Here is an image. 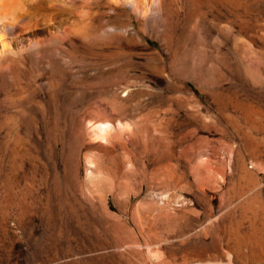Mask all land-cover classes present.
<instances>
[{
  "label": "rangeland",
  "instance_id": "374dc122",
  "mask_svg": "<svg viewBox=\"0 0 264 264\" xmlns=\"http://www.w3.org/2000/svg\"><path fill=\"white\" fill-rule=\"evenodd\" d=\"M53 1L0 64V264H264V0ZM107 109L125 144L82 138Z\"/></svg>",
  "mask_w": 264,
  "mask_h": 264
},
{
  "label": "bare ground",
  "instance_id": "6f19581e",
  "mask_svg": "<svg viewBox=\"0 0 264 264\" xmlns=\"http://www.w3.org/2000/svg\"><path fill=\"white\" fill-rule=\"evenodd\" d=\"M34 1H36V0H34ZM38 1V3H36L35 2V4H33V3H31V1H29V0H0V41H1V49L2 50H0V64H2V62H3V59H5V58H7V57H9V56H13V55H17V54H22V52H24V51H26V52H32V53H36V54H38L39 52H40V49H41V46H42V43H39V41H28L26 44H24V45H20V46H17L16 44H15V42H10V40L12 41V40H14L18 35L20 36V26H19V22L21 21V20H23L24 18H28V17H30L29 19H31L32 17H34V18H32V20L34 21V19H35V21L32 23V27H38V26H40L41 25V23H42V21H52V20H54L55 21V19H56V17H59V16H62V14L61 13H59V12H57V8H56V11H53V6H55V5H53L52 4V0H46V1H44V0H37ZM56 1H58V0H56ZM71 1V0H70ZM73 1H75V0H73ZM153 1V0H152ZM53 2H55V0L53 1ZM66 2V1H65ZM58 3H60V2H58ZM57 3V4H58ZM131 5H132V9L134 10V11H139V7L135 4L136 2L134 1V0H132L131 2ZM160 0H154V3H153V9L155 10H153V11H151V12H156V11H158V9H160ZM54 4H56V2L54 3ZM62 3H60V5H61ZM64 4V3H63ZM66 4H67V2H66ZM53 5V6H52ZM63 7H64V5H62ZM158 8V9H157ZM59 9V8H58ZM76 9V8H75ZM157 9V10H156ZM142 11V10H141ZM64 12V11H63ZM159 12H160V10H159ZM79 13V12H78ZM78 13L76 14V15H78ZM148 13H150V11L148 12ZM80 14V13H79ZM157 15V14H156ZM64 16V15H63ZM67 16V15H66ZM69 16H71V15H69ZM75 15H73V18H74V22L76 21V22H78L79 20H77L78 18H79V15H78V17L76 18V17H74ZM72 17V16H71ZM37 18V19H36ZM81 18V17H80ZM79 18V19H80ZM58 19H60V18H58ZM62 19V18H61ZM71 19V18H70ZM31 20V21H32ZM57 20V19H56ZM73 21V20H72ZM71 21V22H72ZM81 21V20H80ZM24 22V21H23ZM23 22H22V24H23ZM28 22H30V20H28ZM76 22L74 23V24H76ZM31 23V22H30ZM30 23L28 24L29 25V27H30ZM50 23V22H49ZM54 23V22H53ZM27 24V23H26ZM73 24V23H72ZM21 25V24H20ZM43 25H45V24H43ZM54 25V24H53ZM77 25V24H76ZM79 25V24H78ZM48 26V25H47ZM71 26V25H70ZM24 27V29L25 30H27L26 28H25V25L23 26ZM23 27L21 28L22 30H23ZM46 27V26H45ZM44 27V28H45ZM61 27V26H60ZM73 27H75L74 25H73ZM41 28V27H40ZM43 28V27H42ZM41 28V29H42ZM70 28V27H69ZM68 27H67V25L66 26H64V27H62V28H59V29H57L56 28V30L53 32V34L48 30L47 32H48V35H52V36H55L56 38H66L68 35H70L71 34V32H73V31H71L72 29H69ZM46 29V28H45ZM29 30V29H28ZM35 31V30H34ZM21 32H23V31H21ZM48 37V36H47ZM54 42V41H53ZM19 43V42H18ZM51 44V40H50V42H48L47 43V45L48 44ZM60 55V54H59ZM59 55H57L58 56V65H59V67L60 68H65V66L67 65L66 64V61H65V59L66 58H63L62 56H59ZM67 60V59H66ZM5 61H6V59H5ZM69 66V65H68ZM72 69V68H71ZM106 110V109H105ZM110 110H111V108H110ZM109 110V111H110ZM112 111H113V109H112ZM105 112V111H104ZM115 113V110H114V112H108V109H107V112H105L103 115H101V116H98V117H96V119L94 120V122H92V121H88V122H91V123H89V127H88V125L86 126V128L84 129L85 131L82 133V136H80V132L78 133V135L80 136V138L82 137V138H84V136H87L90 140H95L96 142H98V141H100V140H102L101 142H103L104 143V141L103 140H106L107 142H108V139L110 140H112L113 139V137H116L117 139H113L112 141L116 144L117 142H118V137H119V140H121L120 142L121 143H124V142H122V139H120V137H122V136H125V134H127L128 135V130H129V127L130 126H126L125 125V123H121V121H120V119L118 118V114H120V113H118V114H114ZM100 115V114H99ZM124 115V114H123ZM95 116V115H94ZM123 117V116H122ZM122 119H124V118H122ZM127 123V122H126ZM87 124V123H86ZM132 130V128L130 129V131ZM83 131V130H82ZM81 131V132H82ZM138 133H139V131H137ZM130 133H133V130L130 132ZM135 133V132H134ZM138 133H137V135H138ZM136 134V133H135ZM141 134H144L143 133V131H142V133ZM131 134H129V136H130ZM140 135V134H139ZM134 136V135H133ZM136 136V135H135ZM135 136H134V138H135ZM141 136V135H140ZM143 136V135H142ZM132 137V136H131ZM130 137V138H131ZM123 138V137H122ZM125 138V137H124ZM127 138V137H126ZM129 138V137H128ZM142 138V137H141ZM85 139H87V138H85ZM85 139H84V141H85ZM77 140H78V138H77ZM82 140V139H81ZM98 140V141H97ZM116 140H117V142H116ZM123 141H124V139H123ZM126 141V140H125ZM151 141V140H150ZM77 142H79V141H77ZM106 142V143H107ZM110 142V141H109ZM108 142V143H109ZM120 142H118L117 144H119ZM87 143H90V142H87ZM93 143H95V142H93ZM120 143V145H122ZM151 143V142H150ZM79 144V143H78ZM81 144H83V143H81ZM85 144V143H84ZM125 144V143H124ZM14 145V144H13ZM95 145V144H94ZM153 145V144H152ZM15 146V145H14ZM78 146V145H77ZM98 146H99V144H98ZM15 147H17V146H15ZM79 147V146H78ZM122 147V146H121ZM146 147V146H145ZM22 148V147H21ZM97 148V147H96ZM15 149V148H14ZM13 149V150H14ZM97 149H93L92 151H96ZM15 151H16V149H15ZM26 151V150H25ZM88 151V150H87ZM86 151V152H87ZM228 152H230V150H228ZM12 153V152H11ZM19 153V152H18ZM82 153V152H81ZM90 153H91V151H90ZM93 153V152H92ZM97 153V152H96ZM95 153V154H96ZM23 154V153H22ZM84 154V153H83ZM98 154V153H97ZM96 154V155H97ZM230 154V153H229ZM15 155V154H14ZM19 155V154H18ZM93 155V154H92ZM91 154H87V155H85L84 156V158H83V162H84V164L85 165H87V166H90L89 168L91 169V168H93V166H94V169H96V167L95 166H97V165H95V162H96V158L98 157H96V158H94L93 156H92ZM99 155V154H98ZM100 156V155H99ZM125 156V155H124ZM14 157V156H13ZM18 157V156H17ZM25 157V156H24ZM34 157V156H33ZM130 157V156H129ZM12 158V157H11ZM16 157H14V159H15ZM102 158V157H101ZM127 158V157H126ZM13 159V160H14ZM22 160V159H21ZM24 160V159H23ZM99 160V159H98ZM12 161V160H11ZM29 161V160H28ZM101 161V160H100ZM103 161V160H102ZM132 162V161H131ZM97 164H98V162H96ZM121 163V162H120ZM12 164V163H11ZM14 164V163H13ZM100 164V163H99ZM99 164H98V166H99ZM104 164V163H103ZM124 164V163H123ZM77 165V164H76ZM84 165V166H85ZM108 165V164H107ZM75 166V165H74ZM86 166V167H87ZM97 166V167H98ZM105 166V165H104ZM10 167V166H9ZM102 167V166H101ZM101 167H98V168H101ZM131 167V166H130ZM16 168V167H15ZM89 168H88V171H89ZM103 168V167H102ZM128 168V167H127ZM132 168H133V166H132ZM79 169V168H78ZM19 170V169H18ZM97 170V169H96ZM95 170V171H96ZM99 170V169H98ZM100 170H102V169H100ZM104 170V169H103ZM102 170V171H103ZM105 170H106V167H105ZM108 170V169H107ZM106 170V171H107ZM6 171H8V169L6 170ZM101 171V172H102ZM79 172V171H78ZM108 172V171H107ZM107 172H105L104 171V173H106V178L105 177H103V176H100L101 174H103V173H98V175H97V172L95 173V172H93V173H95L96 175L95 176H100V177H102L101 179H99V178H97V177H93L94 175L92 174V172H90V173H88V174H86L87 173V169H86V172H85V174H86V176H85V180H84V185L82 184V182H81V184L83 185L82 186V188L84 189V191H85V193L88 195V198H90L89 196H94V197H97L100 201H102L101 203H103V204H107L106 202V198H105V196L107 197V195H106V193L109 191V189H110V187L113 185L112 184V180L111 181H109L108 180V178H107ZM73 173V172H72ZM74 175V174H73ZM111 175V174H110ZM20 176V175H19ZM18 176V177H19ZM78 176V175H77ZM71 177H73V176H71ZM74 177H75V175H74ZM76 178V177H75ZM26 179V178H25ZM104 179H107L108 181H106V180H104ZM73 180H77V179H73ZM79 180V179H78ZM26 181V180H25ZM83 181V180H82ZM105 181H106V183H105ZM10 182V181H9ZM75 182V181H74ZM73 182V183H74ZM80 182V181H79ZM110 182H111V186L109 185L110 184ZM77 183V182H76ZM80 184V183H79ZM75 186V185H74ZM79 187H81V186H79ZM76 188V187H75ZM78 188V187H77ZM113 188V187H112ZM111 188V189H112ZM81 189V188H80ZM82 189V190H83ZM110 189V190H111ZM113 190V189H112ZM83 191V192H84ZM112 192H110V194H111ZM86 195V196H87ZM93 197V198H94ZM92 197L90 198V199H93ZM94 200H95V198H94ZM97 200V199H96ZM99 200H97V201H99ZM100 201H99V203H100ZM31 205V204H30ZM136 208H137V206H136ZM138 208H139V205H138ZM137 208V209H138ZM142 210V209H141ZM137 211H139V210H137ZM137 213V212H136ZM140 212H138L137 214H139ZM139 216H141V215H139ZM159 216V215H158ZM141 218H142V216H141ZM146 218V217H145ZM140 219V218H139ZM138 219V220H139ZM144 218H142V221H144L143 220ZM139 222L140 223H142L141 222V219L139 220ZM159 253V251H157V250H154L153 251V253ZM153 255H155V254H153ZM152 256V255H151ZM157 256V255H156ZM199 258V257H198ZM210 259V258H209ZM191 261V260H190ZM203 261L204 260H202V262L201 263H203ZM209 262H211V261H209ZM208 262V263H209ZM188 263V262H187ZM186 263V264H187ZM190 263V262H189ZM193 263V262H192ZM201 263H199V264H201ZM208 263H206V264H208ZM211 263H213V262H211ZM210 263V264H211ZM196 264H198V263H196ZM203 264H205V263H203ZM214 264H216V263H214Z\"/></svg>",
  "mask_w": 264,
  "mask_h": 264
}]
</instances>
